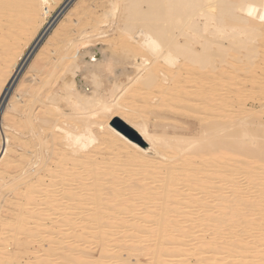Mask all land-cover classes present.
<instances>
[{
	"label": "bare ground",
	"instance_id": "obj_1",
	"mask_svg": "<svg viewBox=\"0 0 264 264\" xmlns=\"http://www.w3.org/2000/svg\"><path fill=\"white\" fill-rule=\"evenodd\" d=\"M60 1L0 0V208L13 188L7 231L43 248L22 262L1 235L0 264L264 259V0H107L114 28L86 31L72 16L100 0H66L31 77L3 105L25 40ZM127 96H149L157 130L133 117ZM101 140L107 154L91 150Z\"/></svg>",
	"mask_w": 264,
	"mask_h": 264
},
{
	"label": "rangeland",
	"instance_id": "obj_2",
	"mask_svg": "<svg viewBox=\"0 0 264 264\" xmlns=\"http://www.w3.org/2000/svg\"><path fill=\"white\" fill-rule=\"evenodd\" d=\"M64 1H66V0H61L60 2H59V4H57V5H54V6H52L51 4H50V6H45L43 9H42V18H43V21H42V24L41 25H39L38 27H36L37 29H36V31L34 30V32L33 31H31L32 32V35H31V32H30V35L28 36V38L25 40V41H27L26 43H25V41L22 43V45L25 43V46H24V49H22L23 50V52H22V56H20V59L22 58V57H24L25 56V58H24V60H23V62H22V64H21V66H20V69L18 70V73L16 74V77L12 80V83L9 85V88H8V90L6 91V93H5V97H3L4 99H2V104L3 105H7V103H9V101H10V99H11V96L13 95V93L15 92V90H17L18 88V86L22 83L21 81L23 80L24 81V79H29L30 77H31V75H32V73H30V67H31V64L33 63V61H34V59H35V57H36V55L38 54V52H40V49H42V47L45 45V43H46V39H47V37H48V35H49V33L51 32V30H52V28H51V26L53 25V23L55 22L54 20L58 17V15H60L62 12L61 11H64V9H65V7L66 6H64V8H63V3H64ZM62 6V8L60 9V7ZM97 10L95 11V12H93L91 15H86V14H83V13H78V14H76V15H73L72 16V18H77V17H79V19H80V17H81V24H80V29H82V30H91L93 27L92 26H100V27H104V28H106V29H108V30H111L112 28H114V26H115V22H116V17H107L106 16V13L108 12V11H110V6L108 5V3H107V0H100V1H98V4H97ZM60 9V10H59ZM59 11V12H58ZM81 11V10H80ZM82 14V15H81ZM105 14V15H104ZM78 15V16H77ZM81 15V16H80ZM85 15H86V17H85ZM63 14H62V16H60L59 17V19H61V18H63ZM77 16V17H76ZM86 18V20L87 21H84L85 20V18ZM89 17H91V18H89ZM107 17V18H106ZM53 20V21H52ZM51 21V22H50ZM48 22H50V24L48 25ZM84 22V23H83ZM114 22V23H113ZM98 23V24H97ZM100 23V24H99ZM106 23V24H105ZM111 23V24H110ZM90 24V25H89ZM92 24V25H91ZM40 27V28H39ZM44 27H47V29H44V31L42 32V29L44 28ZM50 28V29H49ZM85 28V29H84ZM91 28V29H90ZM48 32H47V31ZM42 32V33H41ZM113 31H111V33H112ZM40 33H41V35H40ZM46 34V35H45ZM40 35V36H39ZM30 36H31V38H30ZM39 36V37H38ZM44 36V37H43ZM113 36H115V35H111V37H113ZM111 37H108V38H105L104 37V39H101V40H98V42H101V43H106V44H113L114 42H113V40L111 39ZM29 39H31L29 42H28V40ZM107 39V40H106ZM110 39H111V42H108V41H110ZM28 43V45H26ZM33 45V46H32ZM27 46V47H26ZM111 46H113L112 48L110 47V49H111V51L113 52V51H116L117 53H118V55L120 56H124L125 54L123 53V51L121 50L122 49V45L121 46H119V45H116V44H114V45H111ZM115 46V47H114ZM119 46V47H118ZM26 48V49H25ZM31 48V49H30ZM121 48V49H120ZM30 49V50H29ZM25 50V51H24ZM29 50V51H28ZM116 52H114L115 54H116ZM120 52H122V53H120ZM120 53V54H119ZM24 54V55H23ZM20 59L18 60V61H20ZM18 63L19 62H17L16 63V66L18 65ZM28 72V73H27ZM26 76V78H24ZM30 76V77H29ZM24 78V79H23ZM133 94L132 93H130L128 96H132ZM126 97V99H125V103L127 104V105H129V106H131L132 107V114H133V117L136 119V120H138V121H141L142 119H144V117H146L144 120H147L148 121V124H149V127H150V129H152V130H154V129H156L157 130V127H159V125H160V122H162V120H160V119H158V118H156L157 116H158V114H156V111H154V107L153 106H150L149 105V103H148V101H149V96H144L145 98H143V96H136V98H135V100H133V99H130L129 97ZM142 100H144V101H142ZM147 102V103H144V102ZM251 102H252V104H251ZM142 103H143V105H142ZM260 103V102H259ZM259 103L258 102H253V101H249L248 102V104H249V106L250 107H259ZM148 104V105H147ZM255 104V105H254ZM147 107H145V106ZM4 107V106H3ZM3 107H2V110H0V125H1V122H3V115H4V111H3ZM145 107V108H144ZM253 107V108H254ZM134 110H136V111H134ZM147 110V111H146ZM68 111H70V109H68ZM119 111H121V110H112V111H109L108 113H107V116L109 115V114H111V113H113V112H115L116 114H118L119 113ZM136 112H138V113H136ZM114 113V114H115ZM139 113H142V114H139ZM145 114V115H144ZM148 115V116H147ZM162 115H163V113H162ZM141 117H143V118H141ZM148 117V118H147ZM154 117V118H153ZM155 120H157V121H155ZM149 121H150V123H149ZM153 121V122H152ZM72 123V122H71ZM113 123L114 124H116V125H118L117 123H121V121H119V118H113ZM152 123V124H151ZM81 124V123H80ZM158 125V126H157ZM3 130V129H2ZM3 132V131H2ZM0 135H1V132H0ZM2 135H4L3 133H2ZM0 141H1V137H0ZM15 146V145H14ZM108 146H109V144H107V142H105V141H97L96 142V144L94 145V146H92V148H91V150H102V149H104V150H102V153H106V152H109V151H107V150H109L108 149ZM16 151L17 150V146H15V148L14 147H12V151L10 150L9 151V154H8V157H10V159H14V157L16 158V155H17V152H15L14 150ZM104 151V152H103ZM113 152V151H112ZM107 154V153H106ZM98 156L99 155H101V156H97V158L98 159H102V158H104V157H106L107 155H104V156H102L103 154H101V153H99V154H97ZM0 160H1V157H0ZM249 160H252V159H249ZM253 161V160H252ZM52 164H53V166H55L56 164H55V162H52ZM17 171H18V168L16 167V166H14V167H11L10 168V170H9V174L8 175H10V176H8V181H10V180H14L13 178L14 177H16V175H17ZM13 176H12V175ZM14 174H15V176H14ZM13 178H12V177ZM12 178V179H11ZM48 179V178H47ZM7 180V179H6ZM255 185V184H254ZM254 185L252 186V187H254ZM9 193V194H8ZM14 193V194H13ZM7 194V196H5ZM13 194V195H12ZM255 195V194H254ZM2 196H5V197H3L2 198ZM4 200V202H3V204H2V207L0 208V216H2V218L3 219H6V224H5V226H3V227H5V228H2V224H0V230H1V228H2V230L0 231V236L2 235V237L3 238H6V241H8V243L7 242H5V243H7L8 245H11V246H9V251H12V252H14L15 250L17 251H15L14 253L17 255L18 254V258H20L21 260H22V262L24 261H26V260H29V259H26V256L28 255V257L27 258H30V259H32L33 257V255L34 254H32L33 252H35L36 250H40L41 248L40 247H38L37 245L38 244H31V245H33V247L32 246H30V244H27L26 245V243H28L27 242V240L28 239H24V242H23V240H22V242H23V244H21L22 245V247L23 248H25V250L23 249V248H20L21 247V245L19 244V243H17V241L15 242V240H14V238H13V234L15 233V231H18V230H15L14 228H16V226H13V228L11 229H9V231H7V229H8V227H11V225L10 224H12V225H15L16 224V220H15V216L17 215V213L16 212H18V208H17V202L15 203V201H18V195H17V193H16V191L14 192V190H13V188L12 189H10L9 191L6 189V190H3L2 191V193H1V200ZM12 200V201H11ZM15 200V201H14ZM11 201V202H10ZM7 205V206H6ZM15 206V207H14ZM4 210V211H3ZM9 210H10V212H9ZM12 210V211H11ZM4 214V215H3ZM6 217V218H5ZM8 219V220H7ZM14 220V221H13ZM8 221V222H7ZM9 221L11 222V223H9ZM13 222H14V224H13ZM4 224V223H3ZM10 225V226H8V225ZM6 226H8L7 228H6ZM14 229V231L13 232H11L12 230ZM17 229V228H16ZM11 230V231H10ZM12 233V234H10L12 237H10V235H9V233ZM2 233V234H1ZM7 233V235H5ZM20 233V232H19ZM18 232H17V234H15V236H17V235H19V236H17V237H22V234L20 233L19 234ZM24 237V236H23ZM15 242H13L11 239ZM11 240V241H9V240ZM264 242V241H263ZM12 243H14V244H12ZM20 245V247H18L17 245ZM264 244V243H263ZM6 245V244H5ZM29 245V246H28ZM25 246V247H24ZM29 248H28V247ZM262 246H264V245H262ZM15 247V248H14ZM16 248H18V249H16ZM28 248V249H27ZM263 248V247H262ZM23 249V250H22ZM34 249V251H32ZM43 249V248H42ZM18 250H20V251H18ZM26 250H30V251H26ZM22 251V253H23V255H22V253L21 254H19L18 252H21ZM58 251V252H57ZM26 252V253H25ZM29 252V253H28ZM55 252H57L58 253V255H57V253H55ZM123 252V251H122ZM54 253H55V256H54ZM25 254V255H24ZM27 254V255H26ZM30 254H32V256L30 255ZM122 254H124L123 256H125L126 257V252L124 251ZM22 255V256H21ZM31 257H30V256ZM93 257H94V252L91 254ZM24 256V257H23ZM57 256L58 257H60V256H62L61 255V251L59 252V250H56V251H54V252H52V256L51 257H53V258H50V259H54V258H57ZM21 257H23V258H21ZM258 260V259H257ZM257 260H256V262H257ZM261 259L259 258V262L258 263H253V264H259V263H262V264H264V259H262L261 261H260ZM137 261H140V262H143V261H145V259L143 258V257H140L139 259L138 258H136V256H130V258H129V261H128V263H122V264H136V262ZM192 261V260H191ZM193 261H194V258H193ZM2 264V263H1ZM4 264V263H3ZM7 264H10V263H7Z\"/></svg>",
	"mask_w": 264,
	"mask_h": 264
},
{
	"label": "water",
	"instance_id": "obj_3",
	"mask_svg": "<svg viewBox=\"0 0 264 264\" xmlns=\"http://www.w3.org/2000/svg\"><path fill=\"white\" fill-rule=\"evenodd\" d=\"M120 124H121V123H120ZM124 127H125V126H124ZM126 128L128 129V130L126 129L128 132L133 133V131H131V128H129V127H127V126H126Z\"/></svg>",
	"mask_w": 264,
	"mask_h": 264
}]
</instances>
